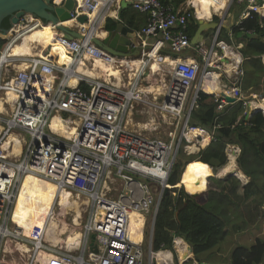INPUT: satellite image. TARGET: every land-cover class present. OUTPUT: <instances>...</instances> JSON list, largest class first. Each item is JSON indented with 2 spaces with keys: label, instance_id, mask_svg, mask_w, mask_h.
I'll return each mask as SVG.
<instances>
[{
  "label": "built area",
  "instance_id": "built-area-1",
  "mask_svg": "<svg viewBox=\"0 0 264 264\" xmlns=\"http://www.w3.org/2000/svg\"><path fill=\"white\" fill-rule=\"evenodd\" d=\"M74 1L72 20L99 9L95 23L104 22L110 16H117L122 2L145 14V23L135 33L138 41L133 46L148 49L141 51V55H145L138 59L142 68L130 71L121 61L124 56L112 55L91 41L95 35H90V30L95 26L91 24L89 15L87 23L77 24V31L83 38L55 34L53 42L69 54L68 63L61 64L43 51V55H8V49L20 39L23 31H13L9 41L0 49V100L5 101L3 95L11 92L18 99L13 105L17 106L15 112L6 101L2 102L3 110H0V264L188 263L193 254L178 236H173V251L166 248L154 250L153 224L158 206L164 188L170 187L168 179L176 155L182 149L180 147L188 150L190 144L195 143L196 150H200L205 143L201 141L211 138L208 130L190 124L191 112L198 106L199 92L209 94L199 85L205 74L217 73L220 89L213 93L217 112L229 104L221 95L224 92L234 97L236 102H243V117L253 111L264 115V95H253V101L243 100L240 87L244 61L239 50L241 43L234 45L229 42L233 37L231 28L254 14L264 28V0H241L246 7L236 21L225 28L228 5L220 18L216 16L218 25L212 30V36L206 37L209 41L204 39L194 48L190 47L187 27L190 20L198 18L190 0L177 7L161 0ZM26 16L20 20L26 30L41 25L33 18L28 24ZM223 28L227 30L224 39L220 37ZM48 47L52 50L53 44ZM163 48H167L170 54L192 49L190 56L175 63L161 103H157V96H154L151 104L165 119H169L170 126H179L177 137L176 129L161 138L135 131L129 125L135 105L145 103L142 89L144 70L149 60L155 59L153 54L157 55L158 62L163 61L166 54L159 52ZM85 57L89 58L85 67L93 68L99 60L117 67L119 73L106 79L76 72L77 64ZM19 64L24 67L19 69L16 67ZM72 78H76L75 85L70 84ZM196 80V92L185 111L190 88ZM56 114L74 130L71 136L51 129L50 122ZM196 129L205 133L206 139L194 134ZM10 132H16L19 144H22L19 155L13 153L11 144H6ZM226 153L228 157L233 155L236 158L239 149L228 145ZM27 164H30L29 169L25 168ZM34 172L53 183L56 190L69 193L71 198L76 195L85 199L84 218L81 220L80 214L77 218L81 223L75 224V218L72 220V224L81 227L75 241L67 242L66 238L64 242L53 244L44 239L42 231L31 227L26 233L23 224L14 218L20 181L26 174ZM2 183L5 185L3 189ZM54 211L52 204L42 228L46 227L51 216L54 218ZM152 211L148 240L144 239V224L141 240L134 241L129 233L130 213L145 218ZM178 243L184 245L183 252L178 250ZM165 251L171 256H158ZM44 254L48 257L44 258ZM192 264L198 263L193 260Z\"/></svg>",
  "mask_w": 264,
  "mask_h": 264
},
{
  "label": "trees",
  "instance_id": "trees-1",
  "mask_svg": "<svg viewBox=\"0 0 264 264\" xmlns=\"http://www.w3.org/2000/svg\"><path fill=\"white\" fill-rule=\"evenodd\" d=\"M161 1L175 7L185 2V0ZM227 2L228 0H205L202 3L203 6L194 3L192 8L196 18L205 15L212 18V11L221 15ZM129 7V5L122 7L119 12L120 20L126 21L127 24L126 15ZM88 15L91 22L95 24L93 29H100L102 20L95 23L98 14L88 12ZM129 23L133 25L130 19ZM117 24L118 21L107 19L104 29L113 31ZM1 27H9L8 18L2 21ZM196 28L197 22L194 19L190 20L187 27L190 38ZM226 31L225 28L221 30L222 39L226 37ZM231 32L235 41L242 44L240 53L244 61L240 87L245 92L264 89V65L261 59V56H264V28L260 26L257 15L254 14L252 18L244 20L239 26L232 27ZM4 42L5 39H0V48ZM53 45L61 48L57 44ZM51 53L54 54L53 50ZM64 53L63 56H57L61 64H65L70 58L67 52L64 51ZM75 82L70 84L74 85ZM216 107L217 103L212 95L199 92L198 106L191 112L190 124L205 128L211 138L206 147L196 155L185 158L182 151L176 155L168 184L171 186L179 184L180 188H170L160 201L153 227L154 250L172 249L173 236H178L190 245L194 259L198 262L212 258L214 248L225 239L228 233L226 227L229 219L223 217L219 210L225 199L233 202L232 195L238 197L239 202L236 207L249 202L260 205L264 215V115L261 112H255L249 120L245 121L240 101L227 104L220 112L216 111ZM229 144L240 148V154L236 160L237 166L250 178L245 185L234 177L224 180L217 178L227 162L225 151ZM191 162H200L207 166L204 188L195 193H187L183 184L180 183L185 165ZM254 163H258L256 170L253 167ZM205 194L209 195L208 201L204 198ZM227 261L229 264H264V240L256 238L249 246L237 244L231 249ZM190 262L188 264H191Z\"/></svg>",
  "mask_w": 264,
  "mask_h": 264
},
{
  "label": "bare ground",
  "instance_id": "bare-ground-1",
  "mask_svg": "<svg viewBox=\"0 0 264 264\" xmlns=\"http://www.w3.org/2000/svg\"><path fill=\"white\" fill-rule=\"evenodd\" d=\"M63 1L64 0L60 2H56V3L61 4ZM229 3H230V0H228L227 5L222 11L221 15H223V13L226 11ZM96 10H99V9H96ZM95 14H98V13H95ZM215 14L216 12L213 11V15ZM87 16H88V13H87ZM26 18H28L27 22L29 21L28 22L29 24L30 21H32V17L28 15L27 13ZM198 19L207 20L204 17H201ZM210 20H212V18H210ZM64 24L68 26V28L70 27V28L77 30L78 22L76 20L66 21V23ZM91 24L95 26L94 23L91 22ZM26 29L27 28H24L21 22L18 23V26H14L11 28L12 32L13 31H23V32H22L20 39L18 41L16 40L15 43L12 44L11 47L8 49L7 51L8 55L10 56H19V55H26V54L43 55V53L40 51L43 47H46L47 45H51V44L59 45L58 43L53 42L55 34L59 32H56L55 29H53L50 25L41 24L40 26H34L32 28H29L28 30ZM92 30L102 31V30L91 29L90 35H92L91 34ZM103 35H104V32L102 31L100 36H103ZM100 36H97V37H100ZM40 47L42 48L38 50ZM60 47L62 48V46ZM62 49L64 50V48ZM153 57H155V59L151 60L148 63L147 69H149L153 73L159 72L160 63L158 62L157 55L153 54ZM69 59L66 61V63L69 62ZM179 59L172 61L170 58H165L163 60V63L169 64V65H172V64L175 65V63ZM86 60H89V58L85 57L81 60L79 64H77L76 70H75L76 72L83 73L90 77L102 76L106 79H108L109 76L111 77L112 75H117L119 73V70L117 67H113L111 66V64H104L103 62H100L99 60H97L94 63L93 68H91L90 66L85 67L84 65H85ZM121 61L123 62V65H126L130 71L139 70L140 68H142V65H141L142 63L140 62L141 60L140 61L138 60L128 61V56H124V58H121ZM16 67L20 69L24 66L22 64H19ZM74 79L76 78L70 79V82L75 81ZM214 80H217V73L209 72V74H205L203 76L199 85L205 83L202 86L203 90L207 93L213 94L214 91L210 92L208 91V89L213 88L215 90L216 88L219 87L218 84H211L212 82H214ZM160 90L161 89L157 87L155 84H152L149 87H143V92H152L155 95H157L158 93L160 94L159 92ZM3 96L5 98V101L9 103L12 112H15L17 109V106L14 107L13 105L18 100L16 94L11 92ZM5 101L0 100V110H3L2 102H5ZM33 119L36 120V117H33ZM50 125H51V129H53L54 131L58 133H62L68 137L71 136L74 131L69 126H66L64 118H61L57 114L52 118ZM140 126L141 128H147L146 124L140 125ZM0 130H1V126H0ZM204 138L206 139V137ZM6 144L12 145V147L14 148L13 153H17L18 155L20 154L22 144L21 145L19 144L18 136L16 132H10L7 134ZM25 168L29 169L30 164H27ZM206 172H207V166L200 162H192L186 166L185 175L183 177V183L188 193L190 192L195 193L204 188V179H205ZM228 173H230L232 176H235L236 178L244 180L245 176L239 169H237L234 156L230 157L229 162H227V164L225 165L223 169V174H220L219 176H223ZM180 183L182 182L180 181ZM1 188L2 189L5 188V185L3 183L1 184ZM56 197H58L57 201H59L58 206H60L61 212H64L67 209V207H70V208L73 207L76 209H78L79 207L78 202H77L78 200L77 201L73 200L69 193H67L64 190L62 191L56 190L53 183H50L44 180L41 176L37 175L36 172L28 173L20 181V192L18 195V202L15 207L14 215H13L15 219H18L19 222L23 224V226L25 227L26 233L29 232L31 227L35 229L36 231L37 230L42 231L44 239L52 242L53 244H58L59 242L63 241L60 238V236L64 234L65 229H66V224L64 222H61L59 224V222L56 221L53 218V216H51V220L47 222L45 228H42V224L44 220L46 219V215L50 213L49 211L51 210V206ZM77 218H79V214L76 215L73 221L75 224L79 223V220H77ZM129 218H130L129 219L130 236L134 241H139L141 240V237H142L141 229L143 228V225H144V216L132 212L130 213ZM69 234L70 235H68L67 237V242H73L78 237L77 232L69 233ZM183 249H185L184 245L182 243H178V250L182 251ZM158 256L159 257H162V256L170 257V253L168 251H165V252L159 253ZM46 257H48V255L44 254V258Z\"/></svg>",
  "mask_w": 264,
  "mask_h": 264
},
{
  "label": "rangeland",
  "instance_id": "rangeland-1",
  "mask_svg": "<svg viewBox=\"0 0 264 264\" xmlns=\"http://www.w3.org/2000/svg\"><path fill=\"white\" fill-rule=\"evenodd\" d=\"M245 7H246L245 4L241 0H230L229 8H228V11L225 15L224 24L230 26V23L236 21L237 17L240 15L241 11L244 10ZM92 12L98 13L99 10H96V11L94 10ZM212 16H213L212 19L216 20L215 17L216 16L219 17L221 15L219 13H216L215 15H212ZM73 21H75V20H73ZM101 27H102V25H101ZM69 31H76L77 32V30L73 29V28H70ZM101 32L102 31L92 30L91 34L98 36L101 34ZM212 33H213V31L211 30L209 33V37L212 36ZM7 40L8 39L6 38L3 45H5ZM205 40L209 41V38H205ZM229 42L231 44H234V45L238 44L235 41L234 36L232 37V40ZM241 48H242V44H241V47L239 48V50ZM52 50H53L54 54L51 53ZM52 50L50 49V47H48L46 49L44 47L43 52L49 56L50 55L63 56L65 54L63 49L57 48L56 45H53ZM261 59H262L263 65H264V56H261ZM87 65H88V63H87ZM144 72L145 73H143V83H142L143 87H149L152 84H155L161 90L159 91L160 94L158 93L157 95L153 94L152 92H145V100H144L145 103H140V104L135 105L134 109L132 110V112L130 114V117H131V118H129L130 119V121H129L130 128L135 130V131H139L141 133L147 134V135H152V136L161 137V138L166 137V135L170 131L174 132L176 129L175 134L177 137V135L179 134V129L177 130V128L179 126L177 128H175V126L174 127L170 126V124L168 122L169 119H165L159 113V111L156 110L151 105L155 100L154 96H158L156 101H157V103H161V101L163 99V93H165V90H166V86L169 83V81L171 80L172 67L170 65L163 64V65H160V72H154V73L151 72L150 73V71H149V73H148V69L144 70ZM204 84L205 83L200 84V86H203ZM197 85H198V81L196 80L190 88L189 100L185 106V111H187V109L190 106L191 99H192L193 94L196 92ZM208 91H210V92L214 91L215 92V90H209V89H208ZM217 91L218 90H216V92ZM243 95H244V99H243L244 101H249V100L253 101L252 96L253 95H264V89H260V91L258 90L256 92L255 91H249V92L243 91ZM4 114H6V113H4ZM6 116H4V117H6ZM144 124L147 125L146 131L142 130V128L140 126V125H144ZM194 134L206 137V135L203 132H200L199 129H196ZM180 148H182V149H179V152L182 151L185 158L188 157L189 155H196L197 152L199 151V150H196L197 144H195V143H194V145L190 144V147L188 150L184 149L183 147H180ZM192 148L195 150H193ZM186 166H185V168H186ZM253 167H255V170H256L258 167V163L257 164L254 163ZM185 168H184L182 178L180 180L184 186L183 188H185V185L183 183V177L185 175ZM237 169H239L238 166H237ZM220 174H223V171ZM220 177H221L220 179L224 180V179H227L229 177H234V176H232V175L229 176L227 174V175H223ZM234 178H236V177H234ZM249 179H250L249 177L245 176L244 180L239 179L238 181L241 184L242 183L245 184L249 181ZM176 187L180 188V186L178 187V185ZM185 190H186V188H185ZM186 192H187V190H186ZM208 197H209L208 194L204 195V198L207 201H208ZM57 199H58V197H56L54 202H53V205L55 206L54 219L56 221H58L59 224L61 222H64L66 224L65 232H64V234H62L60 236V238L62 240H65L68 237V235H70L69 233H75V232L80 233L81 232V231H79V229L81 227L79 225L72 224V220L75 218V216L77 214L81 215V220L84 218L83 212L85 210V199L81 196L73 195L72 199L76 200V201L78 200L77 202H78L79 207H78V209L73 208V207H71V208L67 207V209L64 211L65 213L61 212V208H60V206H58ZM231 199L233 200V202L225 199V202L221 205V207L219 209L221 215L223 217H225L226 219H229V224L226 227L228 233H227L225 239L222 240L220 243H218V245L214 248V250H213L214 254H213L212 258L208 259V262H210L212 264H229V262L227 260L229 258L230 251L237 244L249 246V245H251L250 243H252L256 238H261L264 240V215H263L262 207L260 205H257V204H252L251 202L246 203L242 206L236 207L237 203L239 202V198L232 195ZM153 213H154L153 211L150 212L144 218V224H145L144 239L145 240H148L147 237L149 236L151 225L153 222V218H152ZM56 214H58V215H56ZM79 223H81L80 219H79ZM170 256H171V254H170ZM190 260H192V261L194 260L193 255H192V259H190ZM196 262H198V261H196Z\"/></svg>",
  "mask_w": 264,
  "mask_h": 264
},
{
  "label": "water",
  "instance_id": "water-1",
  "mask_svg": "<svg viewBox=\"0 0 264 264\" xmlns=\"http://www.w3.org/2000/svg\"><path fill=\"white\" fill-rule=\"evenodd\" d=\"M74 5V0H64L61 4H57L55 1L53 2V0H0V39L3 40L11 36V28L18 25L21 18L27 15V13L35 21H40L43 25H50L56 32L63 33L66 37L81 39L83 36L79 31H69L70 28L64 24L66 21L72 20L71 11ZM5 18L9 20L8 28L1 27V23ZM76 21L85 24L88 18L85 14H82L76 17ZM217 25L218 23L215 20L206 21L198 19L197 28L190 38V47L194 48L198 43L203 42L210 31L215 29ZM132 36L133 33L128 34L126 27L119 22L113 31H108L102 38L93 36L91 41L96 46L115 56H138L140 53L138 49H129V38ZM221 95L227 103L236 102L234 97L224 92H221ZM252 113L246 114L244 120L247 121ZM228 175L231 174L229 173ZM170 188L171 187L168 186L164 188L161 199L165 197ZM187 249L192 253L189 244H187ZM185 255H182V257H185ZM197 263L212 264L208 261H200Z\"/></svg>",
  "mask_w": 264,
  "mask_h": 264
},
{
  "label": "crops",
  "instance_id": "crops-1",
  "mask_svg": "<svg viewBox=\"0 0 264 264\" xmlns=\"http://www.w3.org/2000/svg\"><path fill=\"white\" fill-rule=\"evenodd\" d=\"M205 0H194V1H190L191 2V4L192 5H194V3H195V5H202L203 6V2H204ZM125 6H127V5H125L123 2H122V7H125ZM130 6V5H129ZM121 7V8H122ZM120 10L121 9H119L118 11H117V16L115 17V16H110V17H108L107 19H113V20H116V21H118V23L119 22H121L125 27H126V29H127V33L128 34H132L133 33V36L131 37V38H129V49H133V50H136V49H138L139 50V55L138 56H129V58L133 61V60H138V59H140V58H142V56H144V55H141V51L142 52H146V50L148 49V47H134L133 46V43L134 42H137L138 41V39H135V33H137L138 31H140V29L143 27V25H144V23H145V20H146V15L145 14H143V13H140V12H138V11H136L135 9H133L131 6L129 7V10H128V13H127V15H126V19L128 20V24H127V22L126 21H122V20H120V17H119V12H120ZM136 15V16H135ZM204 18L205 19H207V20H209L210 18H209V16L208 15H205L204 16ZM107 19L104 21V24L102 23L101 25H102V27L100 26V29L99 30H102L103 32H104V35L103 36H100V35H98V36H100L99 38H102V37H104L105 36V34L108 32L107 30H105L104 29V26H105V23H106V21H107ZM129 19H130V22L133 24V25H131L130 23H129ZM136 19V20H135ZM133 27V28H132ZM229 26L228 25H225V28H228ZM62 34V33H61ZM136 40V41H135ZM206 43V42H205ZM131 45V46H130ZM42 47H40L38 50H40ZM44 50V47L40 50V51H43ZM191 51H192V49H191ZM191 51H188V52H183V53H181V54H170L169 52H168V49L167 48H163L162 50H160L159 52L162 54V55H165L166 57L165 58H170L172 61H175V60H177V59H179L180 58V60L181 59H183V58H185V57H187V56H190L191 54L190 53H192ZM164 58V59H165ZM163 59V60H164ZM130 60V61H131ZM152 59H150L149 60V62L151 61ZM60 63V62H59ZM160 63V65H163V64H166V63H163V61L162 62H159ZM167 65H169V64H167ZM171 67H172V69H173V67H174V65L172 64V65H170ZM149 69H148V73H149ZM151 72V71H150ZM160 72V71H159ZM97 77H99V76H97ZM211 84H218L217 83V80H214V82H212ZM219 86V85H218ZM220 88V86L218 87V88H216L215 89V91L216 90H218ZM142 89H143V87H142ZM210 90H214L213 88H209ZM201 142H205L204 143V145H207V143L209 142V141H205V140H203V141H201ZM229 146L231 147V146H233V145H231V144H229ZM237 148H238V146H236ZM239 149V148H238ZM240 151V150H239ZM186 166V165H185ZM185 168V167H184ZM177 186V185H176ZM176 186H174V187H176ZM170 187H171V185H170ZM174 187H171V188H174ZM178 187H179V184H178ZM177 188V187H176ZM184 241V240H183ZM254 242V241H253ZM252 242V243H253ZM252 243H250V244H252ZM145 250H146V246H145ZM191 253V252H190ZM192 254V253H191ZM185 264H188V263H185Z\"/></svg>",
  "mask_w": 264,
  "mask_h": 264
},
{
  "label": "clouds",
  "instance_id": "clouds-1",
  "mask_svg": "<svg viewBox=\"0 0 264 264\" xmlns=\"http://www.w3.org/2000/svg\"><path fill=\"white\" fill-rule=\"evenodd\" d=\"M195 20V19H194ZM196 22H197V20H195ZM41 24V23H40ZM13 34V32L11 33V35ZM11 38V36H8V40L7 41H9V39ZM7 41H6V43H7ZM6 43H5V45H6ZM5 45H3L0 49H2ZM45 49H46V47H45ZM53 57H55L56 58V60H58V57L56 56V55H52ZM210 95H212L213 96V94H210ZM249 120V119H248ZM233 146H235V145H233ZM227 147H228V145H227ZM227 147H226V150H227ZM236 147V146H235ZM239 148V147H238ZM239 150H240V148H239ZM226 152V151H225ZM239 154H240V151H239V153H238V155H237V157L236 158H234V160H235V164H236V167H237V162H236V160H237V158H238V156H239ZM233 156V155H232ZM231 157V156H230ZM230 157H228V155H227V153H226V158H227V162H229V160H230ZM227 162H226V164H227ZM225 164V165H226ZM240 170V169H239ZM241 171V170H240ZM242 172V171H241ZM243 173V172H242ZM229 174V173H228ZM227 175V174H226ZM243 175H245V174H243ZM230 176V175H229ZM246 176V175H245ZM217 177H219V178H221L220 176H218L217 175ZM235 177V176H234ZM236 179H238V178H236ZM239 180V179H238ZM248 183V182H247ZM247 183H245V184H247ZM244 183H242V185H245ZM182 239V238H181ZM171 251H173V249H170ZM193 254V253H192ZM194 256V255H193ZM195 260V259H194ZM191 261V262H190ZM191 263L192 264V260H189L188 261V263Z\"/></svg>",
  "mask_w": 264,
  "mask_h": 264
},
{
  "label": "flooded vegetation",
  "instance_id": "flooded-vegetation-1",
  "mask_svg": "<svg viewBox=\"0 0 264 264\" xmlns=\"http://www.w3.org/2000/svg\"><path fill=\"white\" fill-rule=\"evenodd\" d=\"M92 13L95 14L94 12H92ZM207 144H208V143H207ZM205 147H206V145H202V147H201L200 150L204 149ZM200 150H199V151H200ZM199 151H198V152H199ZM198 152H197V153H198Z\"/></svg>",
  "mask_w": 264,
  "mask_h": 264
}]
</instances>
